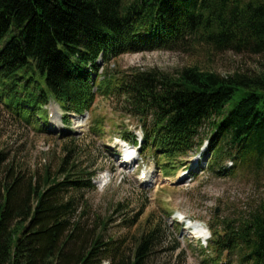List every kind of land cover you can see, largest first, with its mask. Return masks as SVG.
<instances>
[{"label": "trees", "instance_id": "trees-1", "mask_svg": "<svg viewBox=\"0 0 264 264\" xmlns=\"http://www.w3.org/2000/svg\"><path fill=\"white\" fill-rule=\"evenodd\" d=\"M196 45L264 56V0H0V100L25 120L35 111L46 120L50 101L68 115L90 110L97 95L117 97L149 123L142 148L154 146L164 169L201 148L207 125L211 168L229 158L232 173L257 176L264 172V64L225 76L191 65L95 81L99 58ZM5 162L0 154V264L152 263L158 226L128 243L108 235L107 216L88 222L89 169H69L64 160L39 173ZM208 230L207 264H264V201Z\"/></svg>", "mask_w": 264, "mask_h": 264}, {"label": "rangeland", "instance_id": "rangeland-1", "mask_svg": "<svg viewBox=\"0 0 264 264\" xmlns=\"http://www.w3.org/2000/svg\"><path fill=\"white\" fill-rule=\"evenodd\" d=\"M97 63L96 82L105 73L120 76L150 69L173 73L191 65L225 76L255 70L264 64V56L217 53L196 45L186 51L125 53ZM42 110L46 120L36 111L25 120L18 109L0 100V154L5 163L14 160L21 169L39 173L46 167L57 171L64 160L69 169H89L94 187L84 192L92 207L88 222L95 214L107 216L108 235L126 237L128 243L142 230L158 226L151 264H207L204 261L213 257L208 226L223 215L247 212L264 201V172L232 173L229 158L211 168L207 125L201 129L202 147L164 169L165 160L154 146L139 148L142 130L149 123L128 113L117 97L97 95L91 109L82 114L66 115L54 101ZM133 139L135 147L130 145ZM128 152L136 154V161L122 164ZM118 204L122 206L116 211ZM194 223L201 225L202 239L194 236V228L202 231Z\"/></svg>", "mask_w": 264, "mask_h": 264}, {"label": "bare ground", "instance_id": "bare-ground-1", "mask_svg": "<svg viewBox=\"0 0 264 264\" xmlns=\"http://www.w3.org/2000/svg\"><path fill=\"white\" fill-rule=\"evenodd\" d=\"M196 227V226H195ZM200 228V227H199ZM192 232H193V230H192ZM193 234H194V236L195 237H199V238H203L204 236H203V234H202V231L200 232V230L196 227V228H194V232H193Z\"/></svg>", "mask_w": 264, "mask_h": 264}]
</instances>
